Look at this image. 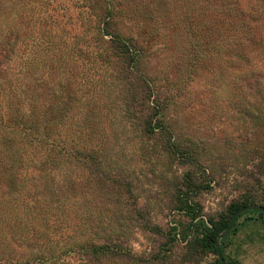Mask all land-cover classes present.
<instances>
[{"label": "trees", "instance_id": "obj_1", "mask_svg": "<svg viewBox=\"0 0 264 264\" xmlns=\"http://www.w3.org/2000/svg\"><path fill=\"white\" fill-rule=\"evenodd\" d=\"M224 87L241 129L194 133ZM133 162L185 224L155 223ZM215 190L230 199L205 217ZM251 204L264 207V0H0V264H149L134 227L184 244L181 264H221L218 238ZM248 215L264 218L220 240L228 262Z\"/></svg>", "mask_w": 264, "mask_h": 264}, {"label": "rangeland", "instance_id": "obj_2", "mask_svg": "<svg viewBox=\"0 0 264 264\" xmlns=\"http://www.w3.org/2000/svg\"><path fill=\"white\" fill-rule=\"evenodd\" d=\"M205 86L210 89L208 84L202 83L197 88V91H205ZM227 93L226 87L217 90V93H215L213 104L216 105V110L214 108L208 109L207 112L196 113L194 117H190V123H195V126L191 128L194 133L199 135L206 130L210 133L213 131L216 134L221 133V131L235 133L241 129L239 116H236V112H229L224 104L228 97ZM221 106L224 107V110ZM205 120H209L210 123L206 128H204L203 123ZM198 127L202 128L199 129ZM132 166H134L132 169L136 173H139L140 169L144 173H149L148 177L142 179L141 190L138 192L141 196L140 202L143 204L149 201L148 204L153 209L151 212L153 219L162 228L163 232H168L175 223L185 224L187 218L183 215H170L167 211L162 210L161 205L159 207V203L156 201V193L159 188L158 184H156L155 175L152 174V166L137 165L134 162ZM164 167L165 165L158 167V172ZM229 199L230 194L228 191L215 190L212 193L202 195L199 200L204 206L205 217H211L216 215L222 205ZM250 218L256 220L251 221ZM239 223L243 227L228 240L226 255L239 264H264V218L259 215H248L243 217ZM130 242L133 253L137 257L147 259L149 264H181V258L184 252V244L181 242L177 243L171 250L165 251V249H168L164 246L166 237L153 235V233L144 232L135 227L133 228ZM160 253L161 256L159 257L162 258V261L154 260V257ZM215 260L216 256L209 254L203 258L202 264H214Z\"/></svg>", "mask_w": 264, "mask_h": 264}, {"label": "water", "instance_id": "obj_3", "mask_svg": "<svg viewBox=\"0 0 264 264\" xmlns=\"http://www.w3.org/2000/svg\"><path fill=\"white\" fill-rule=\"evenodd\" d=\"M252 211L264 214V207L259 205V204H251V205H248V206H245V207L241 208L238 212H236L233 215V217L231 218L227 229L218 238V242H217V258H218V260L220 261L221 264H234V263H231V262H228V261L225 260L223 252H222V246L220 244V240L229 236V234L232 231L234 225L236 224V222L238 221V219L242 215H244L247 212H252Z\"/></svg>", "mask_w": 264, "mask_h": 264}]
</instances>
